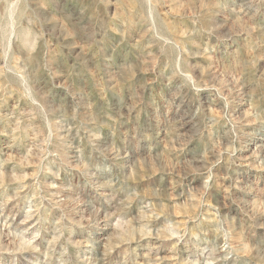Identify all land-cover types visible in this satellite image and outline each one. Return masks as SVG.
Listing matches in <instances>:
<instances>
[{"label": "rangeland", "instance_id": "1", "mask_svg": "<svg viewBox=\"0 0 264 264\" xmlns=\"http://www.w3.org/2000/svg\"><path fill=\"white\" fill-rule=\"evenodd\" d=\"M0 264H264V0H0Z\"/></svg>", "mask_w": 264, "mask_h": 264}]
</instances>
